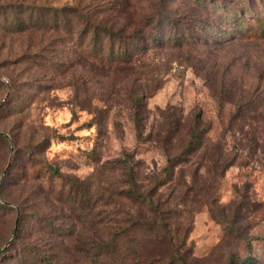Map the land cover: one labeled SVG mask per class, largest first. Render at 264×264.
I'll use <instances>...</instances> for the list:
<instances>
[{
  "label": "rangeland",
  "instance_id": "obj_1",
  "mask_svg": "<svg viewBox=\"0 0 264 264\" xmlns=\"http://www.w3.org/2000/svg\"><path fill=\"white\" fill-rule=\"evenodd\" d=\"M28 1L61 5L70 0ZM246 5L250 6L246 19L251 24L254 15L264 16V0ZM227 7L230 10L222 12L218 29V35L226 40L187 50L189 59L197 57L204 70L211 71L214 81L219 73L227 85L236 87L231 86L220 105L209 86L214 84L199 78L190 66L191 60L182 59L180 64H173L162 86L145 99L141 134L120 104L109 100L107 107L100 108L104 104L95 95L99 87L92 73L79 93L85 107L73 106L74 91L66 79L52 71L48 60L66 59L69 44L49 46L56 35L44 29L31 30L28 22L20 32L14 26L0 27V133L9 140L6 146L0 139V202L6 204L0 206V245L13 235L9 231L17 210L25 217L49 215L52 227L58 230L72 228L71 213L53 198V190L58 187L50 188L46 183L44 163L57 166L64 175L85 180L93 198L109 196L111 204L108 208L99 206L101 209L124 212L131 205L115 193L126 187V176L115 160L131 154L143 173L160 168L164 159L149 139L150 132L171 121L177 127L176 135L184 140L191 116L197 114L209 128L205 140L210 148L192 154L184 171L197 170L201 154L220 152L218 147L222 145L226 163L219 176L199 171L191 182V193L185 191L181 204L176 208L166 205L175 212L170 221L178 223L173 232L183 237L189 264H264V98L253 111H243V107L237 112L234 105L240 99L233 94L239 86L245 90L264 80V40H243L239 28L225 31L234 14L233 4L227 3ZM16 15L24 19L18 12ZM24 15L28 21L27 13ZM74 69L78 74L79 67ZM11 83L15 86L12 91ZM229 99L232 104L226 102ZM176 183L180 185L181 181ZM173 187L162 188V201L169 200ZM120 217L114 214V218ZM33 222L28 219V225ZM96 226L90 216L84 217L83 226H76L81 233L75 239H94ZM111 227H115L113 222ZM67 235L34 233L29 239L51 245L68 242L71 238Z\"/></svg>",
  "mask_w": 264,
  "mask_h": 264
},
{
  "label": "trees",
  "instance_id": "obj_2",
  "mask_svg": "<svg viewBox=\"0 0 264 264\" xmlns=\"http://www.w3.org/2000/svg\"><path fill=\"white\" fill-rule=\"evenodd\" d=\"M252 2L253 0H70L61 5H37L28 0H17L15 3L2 0L0 27L14 26L20 32L28 22L31 30L44 29L56 35L51 37L49 46L69 44L65 50L66 59L48 60L52 62V71L66 79L74 91L73 106L79 109L85 107L84 103L81 104L79 93L89 73H92L91 76L99 87L95 95L98 102L104 104L100 108L107 107L109 100L120 104L126 110L135 130L141 134L142 120L145 119V99L162 86L165 75L173 64H180L182 59L191 60L190 66L199 78L210 80L214 84L209 86L213 90L212 95L221 105L233 84L227 85L224 75L219 73H216L217 79L214 81L211 71L204 70L197 57L189 59L187 49L204 44L217 45L226 40L222 39L224 35H218V29L223 22L222 12L230 10L227 3L233 4L234 14L231 23L226 24L225 31L228 28H239V37L243 40H264V16L254 15L252 24L246 19L250 7L246 3ZM237 6L239 7L236 8ZM16 11L24 19L18 17ZM24 13H27L28 21ZM59 35L61 38L57 37ZM232 35L235 36V33ZM234 36L230 38L233 39ZM74 66L79 67L78 74ZM217 68L220 66L217 65ZM263 81L260 79L245 90H242V86L235 90L236 93L233 94L240 99L234 105L237 112L253 111L260 106V100L264 98ZM14 87L11 83V91ZM235 87L236 85L233 88ZM226 102L232 104L231 99ZM111 107L112 105L109 109ZM96 110L99 111L98 107H95ZM176 130L175 123L169 121L150 132L149 139L164 159L160 168L148 169L143 173L138 166L139 161L133 162L131 154L115 160L118 170L126 176L123 180L126 187L115 193L116 197L126 199L131 205L124 212L111 213L101 209L111 204L109 196L93 198L85 180L64 175L57 166L44 163L42 168L46 174V183L50 188L58 187L57 191L53 190V198H57L71 213L69 216L72 228L58 230L52 227L49 215L25 217L17 210L9 231L13 234L16 229L15 236L0 252V256H4L1 264H189L183 237L177 231L173 232L174 224L178 223L170 221L175 212L166 205L176 208L187 195L185 191L189 190L191 193V182L199 171L204 174L212 171L219 176L226 161L222 145L218 147L220 152L218 149L213 154H201L197 170L193 171L191 168V171H184L192 154L208 151L210 148L205 140L209 128H205L200 116L194 114L184 140H180ZM0 139L6 146L9 144L2 133ZM178 180L181 181L180 185L176 183ZM172 185L174 187L169 200L162 201V188ZM3 205L6 204L0 202V206ZM95 207L99 209L93 211ZM114 214H120L121 217L116 219ZM86 216H90L97 225L94 239H81L80 236L75 239L81 233L76 226L80 229ZM28 219L34 222L28 225ZM112 222L115 224L114 228L111 227ZM65 232L71 238L68 242L50 245L49 242L44 244L29 239L34 233L56 236ZM20 239L23 241L19 242ZM5 244L0 245V249Z\"/></svg>",
  "mask_w": 264,
  "mask_h": 264
},
{
  "label": "water",
  "instance_id": "obj_3",
  "mask_svg": "<svg viewBox=\"0 0 264 264\" xmlns=\"http://www.w3.org/2000/svg\"><path fill=\"white\" fill-rule=\"evenodd\" d=\"M15 230L16 229H14V232H13V235H12L11 239L0 249V252L3 251L7 247V245L11 242V240H12L14 234H15Z\"/></svg>",
  "mask_w": 264,
  "mask_h": 264
}]
</instances>
